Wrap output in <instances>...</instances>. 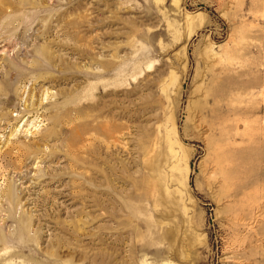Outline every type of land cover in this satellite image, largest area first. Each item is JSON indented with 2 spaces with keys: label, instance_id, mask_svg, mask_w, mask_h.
I'll return each mask as SVG.
<instances>
[{
  "label": "rangeland",
  "instance_id": "obj_1",
  "mask_svg": "<svg viewBox=\"0 0 264 264\" xmlns=\"http://www.w3.org/2000/svg\"><path fill=\"white\" fill-rule=\"evenodd\" d=\"M0 264H264V0H0Z\"/></svg>",
  "mask_w": 264,
  "mask_h": 264
}]
</instances>
